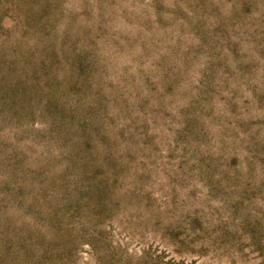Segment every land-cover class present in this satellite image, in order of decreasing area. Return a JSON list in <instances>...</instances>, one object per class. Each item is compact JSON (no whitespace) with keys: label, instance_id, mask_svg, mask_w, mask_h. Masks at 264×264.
<instances>
[{"label":"rangeland","instance_id":"1","mask_svg":"<svg viewBox=\"0 0 264 264\" xmlns=\"http://www.w3.org/2000/svg\"><path fill=\"white\" fill-rule=\"evenodd\" d=\"M0 264H264V0H0Z\"/></svg>","mask_w":264,"mask_h":264}]
</instances>
